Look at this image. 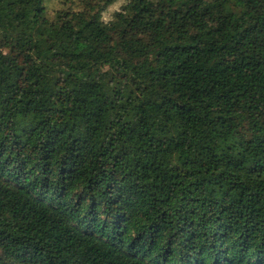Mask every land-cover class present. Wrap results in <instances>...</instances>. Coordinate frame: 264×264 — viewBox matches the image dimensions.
<instances>
[{"label":"trees","instance_id":"1","mask_svg":"<svg viewBox=\"0 0 264 264\" xmlns=\"http://www.w3.org/2000/svg\"><path fill=\"white\" fill-rule=\"evenodd\" d=\"M102 2L0 0V264H264V0Z\"/></svg>","mask_w":264,"mask_h":264},{"label":"rangeland","instance_id":"2","mask_svg":"<svg viewBox=\"0 0 264 264\" xmlns=\"http://www.w3.org/2000/svg\"><path fill=\"white\" fill-rule=\"evenodd\" d=\"M83 1L84 0H48L47 3L48 18L50 22L57 25L59 21L56 18V15L59 11L80 9L83 5L82 4ZM91 1L97 3L99 0H91ZM130 1L131 0H115V2L111 4L103 14V19L106 22H116L118 20L116 14L125 11L123 10V8L125 7L128 8V10H126V15L130 14V10L132 9V5L129 3ZM100 4L104 5L105 0H103V2Z\"/></svg>","mask_w":264,"mask_h":264}]
</instances>
